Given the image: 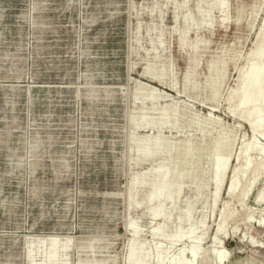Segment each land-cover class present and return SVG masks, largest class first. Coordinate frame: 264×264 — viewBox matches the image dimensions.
I'll return each instance as SVG.
<instances>
[{"label":"rangeland","instance_id":"374dc122","mask_svg":"<svg viewBox=\"0 0 264 264\" xmlns=\"http://www.w3.org/2000/svg\"><path fill=\"white\" fill-rule=\"evenodd\" d=\"M263 18L264 0H0V264H30V243L53 235L68 264H129L132 249L142 264H217L216 250L264 264V171L244 200L227 195L242 149L264 157V126L238 106ZM153 170L179 199L146 205V185L130 204V180Z\"/></svg>","mask_w":264,"mask_h":264},{"label":"bare ground","instance_id":"6f19581e","mask_svg":"<svg viewBox=\"0 0 264 264\" xmlns=\"http://www.w3.org/2000/svg\"><path fill=\"white\" fill-rule=\"evenodd\" d=\"M214 9H216V7L212 6L211 10H214ZM218 9L224 13L226 10V4L225 3L221 4L220 6H218ZM239 19L240 18H238L237 21H239ZM261 26L263 28V34L260 35V37L262 38H261V41L260 42L258 41V43L256 44V47L252 54V60L249 63L246 73H244L242 77V83H241V87L239 90L240 98L238 101V106L242 107L245 110V113L242 117L247 120L254 119L251 122L252 130L254 132L257 131L260 127L264 126V116H260L261 110H264V18L262 19ZM180 45L181 47H184L186 45V37H183L180 40ZM216 84H217V81H215L214 84H211V85L207 84L206 86L207 88L213 91V100L215 101H217V97L214 93L216 89L215 87ZM186 88H188V85H186ZM193 88H195V86ZM174 92H175V86L173 87L172 93L174 94ZM158 95L161 96V92ZM135 99L137 100L136 97ZM233 99L235 100V98H232L231 100ZM170 120L171 118L168 117L166 113L164 112V114H161L160 117L158 118L157 123L161 125H165V124L170 123L171 122ZM131 123L133 124V126L137 128H141V127L144 128L152 124V121L147 118H139V119L132 118ZM207 128H208V124L202 125V126L200 125L199 131L201 133H205ZM225 131L226 130L224 129L220 135L219 140L224 145H227L232 142V139L226 136ZM263 138H264V134H263ZM255 150H256L255 142H252L250 144H247L242 149L240 154L238 155L237 162H239V165H241L242 167L237 168L236 170L233 171L232 176L228 182L227 195L229 198L231 199L237 198L240 201L244 200V198L249 194L252 186L257 181V176H256L257 172L264 171V157H262V159H260L258 163L252 164L250 162L251 154L252 152H255ZM257 151L261 153V150H257ZM186 154L189 156L191 155V153L188 151H186ZM197 156L200 157L201 156L200 153ZM229 162H230L229 159H226L223 161H217L216 167H215L216 174H218L220 177H223L226 171L228 170ZM186 167H188V163H186L185 161H180L177 165H175V168L181 172L184 171ZM191 173L192 172H190L189 174ZM249 173L256 174L255 175L256 177L250 178L248 180L245 179ZM167 175H168V171L162 172L160 170H153L143 175L133 176V178L130 180L128 184L129 203L134 204L137 201V197L139 196L142 189H145L144 186L148 185L147 186L148 188L145 189L146 194L142 200L144 204L146 205H148L149 203L163 204L168 200L174 204L181 195L183 184L181 183L177 187L170 186L167 180ZM187 178L188 180L191 181L193 178V175H187ZM241 186L244 187L243 190L241 189ZM221 188H222V183L219 181L216 186V192L214 195L215 199H217L221 191ZM262 191L263 190H260L258 194L256 193L257 196L255 200L257 204L260 203L263 198ZM233 214H234L233 212H230L229 210L226 209V213L217 227L218 234L224 233L227 223H229L230 220L233 218ZM159 217H160V213L155 214L154 220H157ZM251 219H252L251 215L248 214L246 216V221H250ZM257 228L261 230L264 229V221L259 222ZM134 234H135V237H137L140 233L134 232ZM159 234H160L159 228H155L153 230L152 235L154 237H158ZM176 236H177V233L172 238H175ZM60 241H61V238L55 235L49 236L47 238H37L33 240V242L30 243V246L28 248L30 264H68L69 262L68 254H67L68 250L65 249L63 250V252L59 251L58 246H59ZM45 243H47L49 247L44 251L43 260L40 263H38L33 258L34 257L33 254L34 252L37 254L40 251H42L41 246L44 245ZM255 247L259 249H264V247L260 245H257ZM189 254L192 255L193 258L196 256L195 247H192L189 250ZM215 259H216L217 264H226L229 260V254L223 250L222 251L216 250ZM204 260H205V257L204 258L202 257V262H204ZM142 262H143V259L135 258V251L132 249L128 257V263L129 264H142ZM181 263L182 262H179L177 264H181ZM235 264H253V263L237 262Z\"/></svg>","mask_w":264,"mask_h":264}]
</instances>
